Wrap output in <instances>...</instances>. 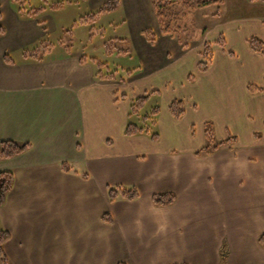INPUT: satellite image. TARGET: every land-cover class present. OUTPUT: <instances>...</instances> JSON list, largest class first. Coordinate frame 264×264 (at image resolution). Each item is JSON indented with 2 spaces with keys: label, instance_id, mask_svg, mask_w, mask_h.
<instances>
[{
  "label": "crops",
  "instance_id": "obj_1",
  "mask_svg": "<svg viewBox=\"0 0 264 264\" xmlns=\"http://www.w3.org/2000/svg\"><path fill=\"white\" fill-rule=\"evenodd\" d=\"M8 1L0 0V142L28 145L19 156L0 161V173L13 176L0 206L10 263L264 264L257 242L264 234V92L247 90L263 86L264 57L251 52L247 40L264 44V19L242 22L250 38L236 31L238 21L220 34L226 47L213 51L209 70L191 71L193 82L186 78L183 117L174 119L169 105L160 109L158 140L152 142L144 134L124 136L130 103L119 89L130 78L122 84L97 80L93 67L75 55L4 64V41L17 48L31 35L39 39L44 28L10 10L3 19ZM120 10L125 26L135 19L137 32L150 28L155 35L153 45L146 42V65L164 70L189 55L176 37L161 36L149 0H120L115 12ZM229 38L240 43V57ZM159 44L178 56L171 59ZM206 123L216 142L230 143L203 156L198 154ZM62 164L77 174L63 172ZM133 185L136 200L109 201L108 188ZM158 194L175 200L156 206L152 196ZM259 222L263 226L254 230Z\"/></svg>",
  "mask_w": 264,
  "mask_h": 264
},
{
  "label": "rangeland",
  "instance_id": "obj_2",
  "mask_svg": "<svg viewBox=\"0 0 264 264\" xmlns=\"http://www.w3.org/2000/svg\"><path fill=\"white\" fill-rule=\"evenodd\" d=\"M22 1L25 9L40 10L39 15L34 20H37V24L44 26V28L41 29L42 34L39 39L32 41L35 37L31 35L30 42H25L17 48H13L9 41H4L2 45L9 47L5 55L10 57L12 62L21 63L23 52L31 51L42 45V47L47 46L49 50L43 61L53 60L68 54L77 57L85 56L88 59L95 58L100 63H105L110 71L114 70L113 72L122 80L125 81L127 78L128 81L130 78L127 85L119 89L120 93L125 95L121 96L126 98L129 103L141 96L149 95L148 101L139 111L138 120L149 115L155 107L160 111V109H166L172 101L186 97L188 93L186 78L193 75L191 71L195 70L197 55L194 52L202 42L204 31L208 34L204 41L214 40L220 34L225 36L226 30H230L232 27L235 29L236 25L233 22L238 21L240 24L238 23L236 31L250 38L251 35L249 36V34L252 31L250 28H245L242 22L251 19V17L264 19V2L258 0H223L222 5L219 6L189 11L185 20L186 28L179 38L187 45V48H182L177 42V38L174 40L182 50L186 51L189 48V55L184 61L181 57L174 61L175 63L171 67L162 70L155 69L154 65H149V62H146L147 65L145 64L146 48H150V46L141 35L143 30L141 32L135 30L140 21L130 19L131 22L127 21V26H125V19H122L124 11L122 10L103 14L95 18L93 23L83 22L82 24L83 19L88 21L89 15L95 13L100 6L83 0ZM3 7V19H8L5 10H10L16 14L10 0ZM118 39L124 41L118 42L116 41ZM229 42L234 43L236 46L234 52L240 57V43L232 40V38H229ZM106 45L113 47L111 55L107 54ZM158 49H163L164 52L170 54L171 59L178 56V51L169 45L159 44ZM217 49L214 47V50ZM118 50H127V54H117L116 51ZM164 55L167 57L166 54ZM192 56L193 59H190ZM252 68L259 69L255 66ZM127 72H130L131 75L127 76ZM116 82L120 83L118 80ZM153 92L156 93L151 94ZM131 120L136 122L137 117H132ZM133 187L137 189L135 185L129 188ZM260 220L264 222L263 218ZM262 226L263 223L259 222L258 227H253V229L259 230Z\"/></svg>",
  "mask_w": 264,
  "mask_h": 264
},
{
  "label": "trees",
  "instance_id": "obj_3",
  "mask_svg": "<svg viewBox=\"0 0 264 264\" xmlns=\"http://www.w3.org/2000/svg\"><path fill=\"white\" fill-rule=\"evenodd\" d=\"M87 2L88 0H83ZM259 2H264V0H258ZM11 4L14 6L17 16L20 19H36L39 15L40 10H27L24 8V3L22 0H10ZM151 10L155 17L159 33L162 36H172L177 38V42L182 46V48H187V45L184 44L179 38L182 35L183 31L186 28L185 20L189 11L205 9L211 6L222 5L223 0H149ZM120 5V0H108L102 4L99 9L89 15L88 21L84 20L81 22L93 23L99 16L103 14L114 13ZM41 24V23H39ZM4 35V30L0 28V37ZM141 35L144 37L146 42L150 45L155 43V35L149 29H145L141 32ZM118 42L124 41L123 39L116 40ZM247 46L249 50L255 54H258L261 57H264V44L257 38H250L247 40ZM214 47H217L221 50H224L226 47V41L222 35H218L214 40H206L202 44L200 52L197 54L198 61L196 64L197 73H205L209 70L212 61H213V51ZM107 54L111 55L113 47L106 45ZM49 52L47 46H39L31 51H25L22 54L24 63L26 62H42L44 56ZM117 54H127V50H118ZM68 54V53H67ZM70 55V54H68ZM81 64L89 63L94 70V77L97 80L104 81H119L124 83V80L118 77V75L113 72L114 70H109L105 63H100L95 58H86L85 56L78 57ZM4 64L8 66L15 65L14 62L7 55L3 56ZM131 73L127 72V76H130ZM189 82L194 81V76L189 75L187 77ZM247 90L250 93L264 92V79L263 86L256 87L254 85H249ZM153 92L151 94H155ZM149 99V95H144L137 98L134 101H131L129 107V121L124 130L125 137H133L137 135H147L152 142L158 140V134L155 133V123L156 118L159 113L157 107L153 108L150 111L149 115L143 116L138 120L139 111L143 109V106ZM170 115L174 119H180L185 113L184 103L181 100H174L169 104L168 107ZM132 117H137L136 122H132ZM204 137H205V146L200 151L198 155H209L220 149L222 146L227 145L230 141H225L222 143L216 142L213 134V127L210 123H206L204 126ZM28 149L27 144H18L12 141H3L0 142V161L8 160L19 156ZM61 170L65 173H74L77 174L73 167L67 164L61 165ZM82 178H88V175L84 173ZM13 184V176L9 172L0 173V206L3 202L5 196L11 190ZM107 196L110 202L116 200H125V201H134L138 198V191L136 188H123V187H111L107 189ZM175 198L172 194H158L152 196V202L156 206H169L174 202ZM103 222L110 223L108 215L102 216ZM9 240V235L6 232H0V264H11L7 256L4 253V245ZM258 244L264 248V234L260 235L257 239Z\"/></svg>",
  "mask_w": 264,
  "mask_h": 264
}]
</instances>
